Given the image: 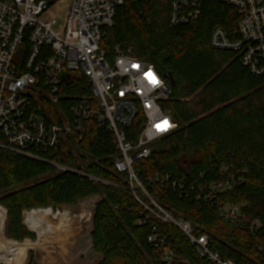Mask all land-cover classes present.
<instances>
[{"label": "trees", "instance_id": "1", "mask_svg": "<svg viewBox=\"0 0 264 264\" xmlns=\"http://www.w3.org/2000/svg\"><path fill=\"white\" fill-rule=\"evenodd\" d=\"M201 1L197 19L171 26L170 0H126L117 9L114 26L107 28L102 47L110 56L117 44L130 46L135 55L154 62L164 77L168 72L175 78L172 94L162 106L178 128L155 143L149 159L138 163L149 192L176 215L191 220L198 232H208L213 249L225 259L264 264L260 249L264 248V77L251 75L235 53L210 45L216 24L230 35L235 31L237 9L218 0ZM73 83L63 86L66 99L91 95L85 77ZM50 111L56 119L55 108ZM138 126L135 122L131 129ZM116 154L110 134L94 122L87 124L83 140L70 136L43 156L109 183L0 148V204L8 211L5 235L20 241L36 239L23 222L24 210L76 205L99 195L92 232L94 250L101 254L97 264H164L161 254L147 243L149 228L139 224L141 206L124 188L127 175L116 170ZM163 172L188 188L207 187L227 176L240 181L212 203L180 196L170 185L148 183ZM226 204L240 205L237 221L220 216L219 207ZM69 216L67 209L55 219L46 209H33L25 212V221L33 230L45 225L62 234ZM4 219L0 207V260L8 264L12 250L14 255L39 245L29 239L6 240ZM255 220L259 226H253ZM161 230L192 264H206L179 229L162 225ZM29 255L32 264L33 252Z\"/></svg>", "mask_w": 264, "mask_h": 264}, {"label": "built area", "instance_id": "2", "mask_svg": "<svg viewBox=\"0 0 264 264\" xmlns=\"http://www.w3.org/2000/svg\"><path fill=\"white\" fill-rule=\"evenodd\" d=\"M56 1L0 0V148L109 183L43 156L70 136L83 140L87 124L94 122L111 136L117 150L114 166L127 175L124 188L141 206L139 224L149 228L147 243L161 254L163 263L192 264L161 230L162 225H172L206 264H236L213 249L208 232H198L189 219L160 203L140 178L138 163L149 159L155 143L178 124L162 106L172 87L157 65L135 55L130 46L117 44L110 56L102 47L107 28L114 26L117 9L126 0H69L62 24L56 17H45ZM218 1L236 8L240 19L231 35L216 24L211 47L235 53L251 75L264 77V0ZM170 6V25L178 26L197 19L203 5L201 0H170ZM82 76L91 95L66 99L63 86L75 85ZM135 122L139 126L132 130ZM239 181L227 176L207 187L188 188L163 172L148 183L170 185L180 196L216 203ZM219 214L237 221L240 205H221Z\"/></svg>", "mask_w": 264, "mask_h": 264}, {"label": "rangeland", "instance_id": "3", "mask_svg": "<svg viewBox=\"0 0 264 264\" xmlns=\"http://www.w3.org/2000/svg\"><path fill=\"white\" fill-rule=\"evenodd\" d=\"M69 7V0H57L45 17H56L58 23L62 24L68 16ZM224 65H227V63H224ZM98 196L95 197V200L89 203H78L76 205L70 204L72 207H68V211L70 212L68 226H66L65 232L62 234H59L55 229L51 231L52 229L47 228L48 226L46 227L45 225H42L40 230L34 231L37 235L36 239L25 238L22 241L9 238L5 235L8 211L4 205L0 204V207L4 209L5 217L3 225L4 238L16 242H24L29 239L34 242L38 241L39 245H34L32 248H29L27 252L17 251L13 255L10 264H29V252H33V256H31L33 258L32 264H97L101 260V254L96 253L94 250L92 232L94 229L96 204L100 201V196ZM32 209L23 211V222L27 227L28 225L25 221L24 212L31 211ZM46 210L50 213L53 219H55L57 214L62 211L61 208H58L57 210L56 208H54V210L48 208ZM255 222H259V220L253 221V224ZM0 264L6 263L0 260Z\"/></svg>", "mask_w": 264, "mask_h": 264}, {"label": "crops", "instance_id": "4", "mask_svg": "<svg viewBox=\"0 0 264 264\" xmlns=\"http://www.w3.org/2000/svg\"><path fill=\"white\" fill-rule=\"evenodd\" d=\"M97 196H98V195H95V196H91V197H88V198L82 199V200L79 201V204H84L85 202L89 203V202L95 200V197H97ZM98 197H99V196H98ZM100 200H101V197H100ZM68 207H72V206H70V205H64V206H60V207H58V208H61L62 211H63L64 209H67V210H68ZM48 208H51V209L54 210V208H53L52 206H50V207H48ZM48 208H39V209H48ZM58 208H56V210H57ZM35 209H36V208H35ZM32 210H33V209H32ZM62 211H60V212H62ZM25 212H26V211H25ZM25 212H24V213H25ZM60 212H59V213H60ZM27 225H28V224H27ZM28 227H29V226H28ZM29 229H30L31 231H36V230L31 229L30 227H29Z\"/></svg>", "mask_w": 264, "mask_h": 264}, {"label": "water", "instance_id": "5", "mask_svg": "<svg viewBox=\"0 0 264 264\" xmlns=\"http://www.w3.org/2000/svg\"><path fill=\"white\" fill-rule=\"evenodd\" d=\"M165 77L168 78L171 86L175 84V78L171 73L165 72Z\"/></svg>", "mask_w": 264, "mask_h": 264}, {"label": "bare ground", "instance_id": "6", "mask_svg": "<svg viewBox=\"0 0 264 264\" xmlns=\"http://www.w3.org/2000/svg\"><path fill=\"white\" fill-rule=\"evenodd\" d=\"M12 257H13V250L10 252V254L8 256V260H9V263L8 264H10V262L12 260Z\"/></svg>", "mask_w": 264, "mask_h": 264}]
</instances>
